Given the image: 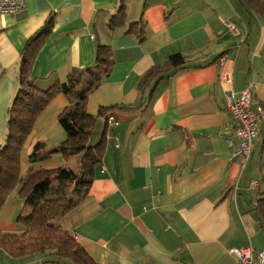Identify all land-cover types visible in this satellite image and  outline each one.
<instances>
[{
    "label": "crops",
    "instance_id": "obj_1",
    "mask_svg": "<svg viewBox=\"0 0 264 264\" xmlns=\"http://www.w3.org/2000/svg\"><path fill=\"white\" fill-rule=\"evenodd\" d=\"M121 1L124 24L111 31ZM258 18L236 0H25L23 11L0 15V149L19 89L21 53L48 20L53 26L30 72L40 90L64 82L71 69L92 66L98 44L109 47L112 70L86 103L96 117L89 145L103 136L101 163L88 194L59 222L93 262L236 264L231 249L264 250V224L253 211L264 192V132L247 163L233 156L238 142L218 65L227 54L235 92L249 87L252 107L264 109V21ZM140 19L142 42L126 34ZM175 54L186 58L184 69L164 78L149 101V89L143 95L137 89L140 79ZM67 105L64 95H55L35 121L20 152L22 177L73 170V157L28 160L36 143L52 147L65 139L58 115ZM112 106L118 108L98 116ZM252 181L258 189L250 188ZM21 212L29 209L15 190L0 210V233H24L16 222ZM0 264L65 263L52 252L12 257L0 248Z\"/></svg>",
    "mask_w": 264,
    "mask_h": 264
},
{
    "label": "trees",
    "instance_id": "obj_2",
    "mask_svg": "<svg viewBox=\"0 0 264 264\" xmlns=\"http://www.w3.org/2000/svg\"><path fill=\"white\" fill-rule=\"evenodd\" d=\"M236 1L249 15L255 14L264 21V0ZM124 18L125 9L121 1L117 12L108 22V28L112 31L120 27L124 24ZM52 26L53 21L48 20L26 41L21 53L19 89L9 110L5 143L0 149V210L7 197L16 190L23 202V208H28L29 213L21 212L16 218V222L24 226V233H0V248L12 257L52 252L58 261L65 264H96L73 237L60 227L59 222L88 194L94 168L101 163L103 136L94 146L89 145L96 117L87 113L86 103L103 79L110 74L113 60L109 47L98 44L92 66L71 69L64 82L56 81L46 90L38 89L35 79L31 78V67L34 56L47 40ZM238 31L241 33L239 29ZM126 34H133L142 42L145 39L142 19L130 23ZM185 62L184 56L172 55L163 65L149 69L140 79L137 89L142 95L149 89L150 101L160 82L168 78L170 73L183 70ZM58 94L64 95L68 102L58 115V122L66 137L60 144L52 147L36 143L28 155V160L35 163L54 155L65 159L79 157L78 169L73 171L60 167L38 170L22 177L20 152L35 121L53 96ZM117 108L102 107L98 116ZM253 211L264 224V192L258 195Z\"/></svg>",
    "mask_w": 264,
    "mask_h": 264
},
{
    "label": "built area",
    "instance_id": "obj_3",
    "mask_svg": "<svg viewBox=\"0 0 264 264\" xmlns=\"http://www.w3.org/2000/svg\"><path fill=\"white\" fill-rule=\"evenodd\" d=\"M25 8V0H0V15H14ZM227 31L232 34H241L235 25L228 24ZM228 55L218 58L220 68V82L223 85L226 110L232 120L233 136L238 144L233 153L243 164L247 163L252 154V146L259 134L264 132V109L252 107V95L249 87L240 93H236L233 87L232 69L227 66ZM114 122L108 117V123ZM228 145H232V139H228ZM251 189H258V182L250 183ZM230 254L236 259V264H264V250L257 251L253 247L231 249Z\"/></svg>",
    "mask_w": 264,
    "mask_h": 264
},
{
    "label": "rangeland",
    "instance_id": "obj_4",
    "mask_svg": "<svg viewBox=\"0 0 264 264\" xmlns=\"http://www.w3.org/2000/svg\"><path fill=\"white\" fill-rule=\"evenodd\" d=\"M254 17L256 18V19H259L258 17L259 16H255V14H254ZM96 141L95 140H92L91 142H90V146H94L96 143H95ZM76 161L77 163H76V165L74 166V164H73V171H76L77 169H78V166H79V161H80V158L79 157H73V161Z\"/></svg>",
    "mask_w": 264,
    "mask_h": 264
}]
</instances>
